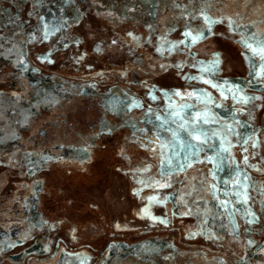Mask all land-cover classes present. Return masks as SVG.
Returning <instances> with one entry per match:
<instances>
[{
	"label": "rangeland",
	"instance_id": "1",
	"mask_svg": "<svg viewBox=\"0 0 264 264\" xmlns=\"http://www.w3.org/2000/svg\"><path fill=\"white\" fill-rule=\"evenodd\" d=\"M260 1L0 0V53L30 86L114 92L140 124L96 125L84 100L58 156L0 165V264H264L245 263L264 243V11L243 16ZM9 75L2 110L33 98ZM31 181L61 197L45 221L5 196Z\"/></svg>",
	"mask_w": 264,
	"mask_h": 264
},
{
	"label": "trees",
	"instance_id": "2",
	"mask_svg": "<svg viewBox=\"0 0 264 264\" xmlns=\"http://www.w3.org/2000/svg\"><path fill=\"white\" fill-rule=\"evenodd\" d=\"M261 5H264V0H261L260 3H254V4L249 5L248 7L245 8V12L243 13V16L249 15L250 18L256 15L260 16L262 14V11H264V9L263 10L259 9V6ZM0 56L6 57V54L0 53ZM147 63L149 64L148 61ZM12 64H13V61H12ZM8 74H10L9 78L11 79L15 78V80H18L22 85L21 88L14 91L15 94H19L20 92H25L27 94L28 92L29 94L32 95L33 98L32 100L27 99L28 102L23 100L21 102L12 103V104L8 101L9 104L7 105V109L4 108L5 110H2V109L4 107L3 105L7 103V101L1 104L0 126L2 127V129H0V143L2 144H0V156H1L0 165L6 168L5 170L6 172H13V173L16 172V173H19V175L24 176V173H25L24 169H25V165L27 161L39 155L41 152V151H35L32 148H30L29 146L30 143L27 137L29 133L35 131L36 128H39L40 127L39 124H42V122L43 121L45 122L48 118L43 119L41 122L37 123L36 126L30 131H28V128H26V126L36 116H38V114H40L39 117H42L46 109L48 110L49 108H51L52 110L55 105L59 106V105L65 104L66 108L63 110V113H64V111H68L69 109H71V111H75L76 104L81 103L84 100L93 102L97 110L103 113V116L105 117V122L102 125L107 126V127L110 126L117 130H123L124 132L126 131V133L124 134L127 137L133 127L137 125L140 126L138 119L135 116L124 114L123 109L120 105H115L114 103L110 104L111 101L116 102V98H117L116 93H112V92L106 93L103 91H99V89H93L92 91H88L87 93L85 90L70 89L67 85L64 86L62 89H58L55 93H49L48 91H45L43 87L30 86L27 79L24 77H20L18 73L2 72L0 74V77L2 78L4 77L5 79ZM87 74L92 75V73L90 74L87 73ZM8 92L11 93V91H8ZM8 92L7 90H0V99L1 100L9 99ZM33 105L35 106L33 107ZM31 107H32V110H31ZM53 110H55V108ZM56 111H55L54 116L57 113ZM17 139H19V141L23 140L24 141L23 143L25 145L24 147H18L14 149L16 150L15 154H17L18 157L12 160L11 159L12 157L8 153L5 152L4 148H5V145L10 144L11 142L16 141ZM58 152H61V151L58 150ZM130 169L136 170L135 167L130 168ZM139 169L142 170L144 169V167H140ZM6 177H7L6 173H3L0 176V180H1L0 188L4 185L3 184L4 182H2L3 178L4 180H6ZM35 183L36 182H31L29 183V185H27L30 188V191H28L27 193H30L33 191ZM21 185L24 186L25 182L21 183L20 186ZM45 191H48V189H46ZM17 193H18V190L16 189L12 191V194L10 193L11 195L7 194L5 196L10 197L13 203V201L17 198L16 197ZM41 195L42 196L39 197L40 200L38 204V209L40 212V218L43 221H45V216L47 215L45 212L54 210L53 205H52L53 200L55 203H58L57 206L61 205L62 203L60 202L61 201V197H59L60 195L54 191L51 192V194L44 192ZM47 203H48V206L50 207H46ZM16 208H18V206H16ZM22 238H23L22 236L16 235V239H17L16 241H19Z\"/></svg>",
	"mask_w": 264,
	"mask_h": 264
},
{
	"label": "flooded vegetation",
	"instance_id": "3",
	"mask_svg": "<svg viewBox=\"0 0 264 264\" xmlns=\"http://www.w3.org/2000/svg\"><path fill=\"white\" fill-rule=\"evenodd\" d=\"M1 60L2 61L6 60L8 63H7V66H5V65L3 66V68H6L4 71L0 69V74L2 72H5V73L15 72V73H17L16 72L17 68L15 67V65L13 66L10 58L0 56V61ZM116 97H117L116 102L111 101L110 104L114 103L115 105H120L122 107L123 105L121 103H119L120 102L119 95H117ZM98 112H99L98 118L94 122L96 125L97 124L102 125L105 122V117L103 116V113H101L100 111H98ZM66 115H67V113L57 112L55 117L52 120L47 119L45 121L44 127L40 126L39 128H36L35 131L29 133L27 139L30 143V145H29L30 148H32L35 151H41L39 155L33 157L34 159L37 157V160L35 161V163L38 162V159L41 160L40 156H42V155L45 157H48V156L49 157H56L60 153V152H58V150L62 151L64 144H62V142H59L56 140L57 136L58 137H66V136L68 137V135H70L69 134L70 132L67 134L63 133L61 135H58V133H54V130L57 129L58 127H65V129L73 128L72 124L68 123ZM29 160H31V159H29ZM28 161H27V163H28ZM132 170H135V169H132ZM37 183L38 182H36L34 186H36ZM27 185H29V183H25L24 186H20L17 188V190H18V193L16 195L17 198L14 200V202L17 201L18 203H16L15 206H18L17 209L22 211V213L27 212L28 214H30L29 211L34 210L35 215H37V216L39 215V217H40V212L38 209V204H39V200H40L39 197L42 196L41 194H43L44 192H47L45 190L48 188H46V187H44V188L43 187L42 188L34 187L32 192L27 193L28 191H30V188ZM19 204H21L22 206H19ZM24 205H26V208L24 207ZM14 240L16 241V235H15L14 239L9 241V243L14 242ZM259 251H261V254H258ZM256 257H258V260L264 259V243L259 248H257L255 250L253 256L251 258L249 257L245 263L250 262L251 260H253ZM57 260H58V258H57Z\"/></svg>",
	"mask_w": 264,
	"mask_h": 264
},
{
	"label": "bare ground",
	"instance_id": "4",
	"mask_svg": "<svg viewBox=\"0 0 264 264\" xmlns=\"http://www.w3.org/2000/svg\"><path fill=\"white\" fill-rule=\"evenodd\" d=\"M73 165V164H72Z\"/></svg>",
	"mask_w": 264,
	"mask_h": 264
}]
</instances>
